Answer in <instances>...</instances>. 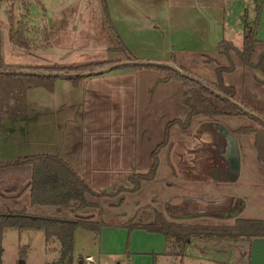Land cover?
I'll return each mask as SVG.
<instances>
[{"label": "trees", "instance_id": "16d2710c", "mask_svg": "<svg viewBox=\"0 0 264 264\" xmlns=\"http://www.w3.org/2000/svg\"><path fill=\"white\" fill-rule=\"evenodd\" d=\"M101 3L104 21L114 34L118 50L127 54V61L106 60L70 66L56 63L46 67L22 66L6 71L0 59V120L26 117L27 92L31 88L44 87L53 91L58 79H67L75 86H81L88 76L100 75L107 70L91 75L84 72L107 68L108 71H116L130 67L154 68L165 75L164 81H182L184 92L179 114L167 124L164 140L153 152L151 169L147 173L130 176L129 187L121 185L114 191H96L67 161L56 155L39 154L12 162H0V196L12 200L11 204L0 210V236L9 228L42 230L47 241L55 237L61 243V254L55 264H74V235L79 228L91 231L98 242L105 226L125 227L130 232L143 229L162 233L166 237L164 254L180 258L181 261L187 245L194 238L264 239V217H237L232 224L213 223L212 218L219 219L215 215L218 209L210 212L207 205L201 203L188 206L185 200L190 198L182 193L174 195L184 199L179 208L166 202L167 209H160L157 205L164 194V187L158 189L159 186H154L165 167L171 173L175 168L170 155L176 141L185 140L191 146L196 128L204 123H227L234 119L243 121L233 129L234 133L255 134L254 148L257 157L264 162V83L254 78L256 74L264 79V40L258 37L261 7L258 6L254 21L245 28L242 48L224 39L209 54L210 59L200 61L198 57L189 55L180 60V55L173 53L172 60L180 68L177 69L167 63L143 61L134 56L115 28L107 0H101ZM9 23L12 43L22 48L32 47V40L27 34L28 25L16 22L11 13ZM50 46L48 43L46 48ZM252 112L258 114L257 128L250 125ZM9 167H12V180L17 172L19 176L27 178L25 186L30 188L28 195L24 194V187L12 188V192L3 188V178L7 172L1 170ZM145 190L151 193L152 200L139 206L140 200L137 199L132 216L121 222H108L102 217L105 214V201L115 202L112 205L117 207L126 198L130 200ZM195 197L201 199V195ZM119 198L121 201L118 203ZM135 204L131 203L130 206L133 208ZM95 210L100 211V218H96ZM107 215L113 217L117 213L110 210ZM129 247L130 240L124 253L126 264H132ZM153 256L157 263V254Z\"/></svg>", "mask_w": 264, "mask_h": 264}, {"label": "crops", "instance_id": "0c3cea01", "mask_svg": "<svg viewBox=\"0 0 264 264\" xmlns=\"http://www.w3.org/2000/svg\"><path fill=\"white\" fill-rule=\"evenodd\" d=\"M230 1L228 9L214 6L210 10L209 0H122L120 22L113 18L112 7L110 16L134 56L178 67L172 60L173 53L180 57L212 54L208 52L211 45L233 39L227 38L228 32L237 39L238 35L243 37L244 44L245 28L255 18L249 17L246 0ZM130 7L136 10H129ZM4 70L10 71L12 66ZM164 79L165 75L157 69L130 67L88 76L81 86L58 79L53 91L44 87L29 89L26 117L0 120V162L39 154L56 155L67 161L96 191L128 186L130 176L151 169L153 152L164 140L167 124L179 114L184 85L177 79ZM1 171L7 172L3 178L4 189L12 192V188L24 187V194L30 193V188L25 186L27 178L17 172L12 180V167ZM202 201L211 203L205 198ZM11 203V198L0 196V210ZM6 231L0 236V264ZM128 235L125 227H103L99 252L105 258L104 264H126ZM130 237L132 264H161V259L167 256L164 234L135 229ZM54 238L46 240L48 246ZM248 241L251 256L255 258L251 264H258L256 252L260 250L264 255V239ZM28 249V245L22 247L24 255ZM154 254H157V263ZM80 259V264L95 262L92 254ZM22 261L26 264L24 258L16 262Z\"/></svg>", "mask_w": 264, "mask_h": 264}, {"label": "rangeland", "instance_id": "374dc122", "mask_svg": "<svg viewBox=\"0 0 264 264\" xmlns=\"http://www.w3.org/2000/svg\"><path fill=\"white\" fill-rule=\"evenodd\" d=\"M246 1L248 9H250L249 17L252 20L257 15L258 6L261 7V31L258 36L264 39V0ZM121 3L122 0H107L109 12L112 7L113 18L119 22L122 10ZM230 5V0H209L210 10L214 6L228 9ZM129 10L135 11L136 8L130 7ZM10 13L13 14L16 22H25L28 25L27 34L32 40V47L22 48L12 43ZM226 36L227 38L228 36L232 37L231 41L239 48L243 47L241 41L243 37L240 35H238L239 39L230 32ZM48 43L51 46L46 48ZM117 46L116 40L104 21L101 0H0V59L4 67L12 66V70H15L22 66L46 67L56 63L62 66H70L106 60L127 61V54L118 50ZM215 46L211 45L208 52H214ZM178 58L181 60V57ZM207 58L210 59L211 55L201 56L197 59L202 61ZM11 63L12 65H10ZM236 75L238 76V74ZM240 122L243 121L234 119L226 124L234 129L239 126ZM219 129L224 141L217 145L209 144L214 142V138L205 133L203 126L197 127L195 131L198 130L196 137L201 134L204 136L205 142L196 140L191 146H188L189 144L187 145L185 140L176 141L174 150L170 155L175 164V170H172L171 173L165 167L163 173L158 176L159 182L154 183V186H159L158 189L164 187V194L161 195L158 208L164 209L166 202H171V206L178 208L184 199L174 197V195L182 193L187 196L201 195L202 199L210 200L211 203H208L200 198H193L185 200V203L188 206L192 205V207L196 203H204L210 212L218 209V214H216L218 216L216 217H219L220 220L212 218L213 223L232 224L237 217H264V162L257 157L254 148V135L238 133L234 136L229 128L222 124L219 125ZM208 144L212 157L217 156L215 158L219 163H225L226 160L232 159V167L234 168L230 176L232 182L214 185L212 181H206L207 177L200 170L201 162L197 160L203 154L198 153L193 159L195 161L190 160L191 156L194 155L191 148L206 152ZM196 168L199 170L196 171ZM208 178L211 179L212 177ZM211 184L214 186L212 187ZM120 199H118V203L121 201ZM137 199L140 200V203ZM235 199L237 200L233 203L232 209L240 208L238 213L235 216H222V213L225 214L226 211H230L228 206ZM151 200V193L148 194V190H145L139 196H132L130 200L126 198L124 203L117 207L112 205L115 202L105 201L103 205L105 214L102 217L108 222L124 221L132 216L137 203L141 206L150 203ZM131 203H136L133 208L130 206ZM110 210L116 212L117 215L109 217L107 212ZM95 214L96 218L101 217L99 210H95ZM76 231L74 264H80V258L86 257L87 254H92L95 262L86 261L84 264H104L105 258L103 255L100 256L99 242L94 240V234L81 228ZM131 233L129 231L125 250L127 241L130 240L131 243ZM1 245L4 249V253L1 255L2 264H17L16 261L20 258H24L26 264H47L48 262L55 264L61 254L59 239L54 238L48 246L44 232L37 229H8ZM24 245H28L29 248L25 255L23 254L25 247L22 251ZM256 254L258 264L261 262L264 264V255L261 254V251H257ZM254 259V256L253 258L251 256L250 243L246 238L230 240L194 238L186 247L183 261L180 258L165 256L161 259V264H251Z\"/></svg>", "mask_w": 264, "mask_h": 264}, {"label": "flooded vegetation", "instance_id": "af4514ba", "mask_svg": "<svg viewBox=\"0 0 264 264\" xmlns=\"http://www.w3.org/2000/svg\"><path fill=\"white\" fill-rule=\"evenodd\" d=\"M254 78L256 80H260L261 82L264 83V79L258 77L256 74L254 75ZM253 114V118L250 119V125L253 126V128H257L258 123L256 121V118L258 117V114L256 112H252ZM254 116H256L254 118ZM225 125L226 127L229 128V130L235 135L233 128H230L226 123L220 122V121H214V122H209V123H204V124H200L198 127L201 128L203 126V128H205V133L211 135V137L214 138V142L213 143H209V144H220L222 141H224V137L222 136V133L219 129V125ZM207 129V130H206ZM199 130V129H198ZM197 131L194 132L192 138L194 139V142L197 140L198 142H205V139L203 138L204 136H202L201 134L199 136L196 137V135L198 134ZM255 135V134H253ZM179 141V140H178ZM209 144L208 147H206V152L203 150H193L192 149V153H194V155L191 156L190 160H193L194 157L196 155H198V153H201L203 155H201L202 157H200L197 160H200V164H201V172L203 173V175H205L207 177V179H205L206 181H212V183L214 185H219L221 183H230L232 182L231 179V174L234 170V168L232 167V159H228L225 161V163H219L217 161V156H213L211 152L209 151ZM203 145V143H202ZM219 148V147H217ZM174 150V149H173ZM199 151V152H198ZM196 160V161H197ZM195 161V160H193ZM199 170V168H196V171ZM208 177H212L211 179ZM214 179V180H212ZM211 184V186L213 187L214 185ZM202 198V197H201ZM237 199H235L234 201H232V203L230 204V206H228L229 210L228 212H233V211H238L240 208L236 207L234 209H232L233 207V203L236 201ZM240 200V199H238ZM235 205V204H234ZM167 209V207H165ZM227 208V207H226ZM227 212V211H226ZM225 212V213H226ZM218 213H215V215ZM225 214L222 213V216H224ZM218 216V215H217ZM221 216V213H220ZM221 216V217H222Z\"/></svg>", "mask_w": 264, "mask_h": 264}, {"label": "water", "instance_id": "95a60500", "mask_svg": "<svg viewBox=\"0 0 264 264\" xmlns=\"http://www.w3.org/2000/svg\"><path fill=\"white\" fill-rule=\"evenodd\" d=\"M175 67V66H174ZM177 69H180L178 67H176ZM109 68L107 69H102V70H95V71H87V72H84L85 75H91L93 73H98V72H101V71H105V70H108ZM238 212L237 211H233V212H226L225 213V216H235ZM21 264H24V262L22 261Z\"/></svg>", "mask_w": 264, "mask_h": 264}]
</instances>
